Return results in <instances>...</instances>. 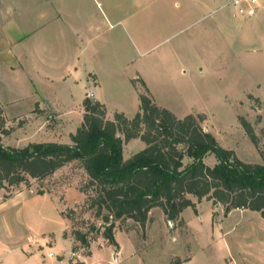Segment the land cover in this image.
Segmentation results:
<instances>
[{
  "label": "rangeland",
  "instance_id": "rangeland-1",
  "mask_svg": "<svg viewBox=\"0 0 264 264\" xmlns=\"http://www.w3.org/2000/svg\"><path fill=\"white\" fill-rule=\"evenodd\" d=\"M162 15L157 14L147 25V29L154 30L151 41L156 42L173 32L172 25H163L165 17ZM189 22L188 28L147 55H137L136 46L126 42L122 49L125 58L122 56L121 65L115 66L120 68L119 83L107 75L102 77L109 109L123 111L127 118H132L135 113L133 88L123 78L138 74L148 79L156 102L174 111L177 118L188 114L196 119L201 117V126L220 146L231 149L244 162L262 163L264 17L248 24L227 22L219 14L201 17L192 13ZM196 66L203 71L199 77L193 74ZM131 83L141 93L144 91V82L139 77ZM54 86L61 90L59 85ZM80 91H73V99H79ZM21 99L19 105H9L10 112L3 109L7 126L11 128L9 134L1 137L4 146L23 149L37 143L70 144L69 135L79 127L75 128V119L83 113L82 106L62 118L55 117L53 112L40 114L37 108L16 116L11 112L23 113L31 107V102ZM113 113L107 111V117L112 119ZM238 117L251 124L257 144L251 142ZM143 147L139 139H130L123 144V157L129 158ZM203 160L209 166L218 162L212 153ZM190 161L188 157L183 158L184 164ZM87 181L80 163L72 161L43 179L28 178L17 185H5L0 188V198L19 190L58 196L64 204V237L70 241V246L59 256L62 264H118L119 252L126 256L130 250L139 256L142 264H171L177 259L189 261L185 264H264V218L259 212L234 209L224 215L222 205L213 206L211 200H198L194 196L189 197L195 202L196 210L186 208L181 219L174 222L167 220L159 207L150 209L144 226L131 219L115 221L113 234L118 246L110 245L103 236L106 224L89 208L90 187L85 192L80 191ZM76 231L85 235L89 246H82L75 239ZM120 264L141 263L132 258Z\"/></svg>",
  "mask_w": 264,
  "mask_h": 264
},
{
  "label": "crops",
  "instance_id": "crops-1",
  "mask_svg": "<svg viewBox=\"0 0 264 264\" xmlns=\"http://www.w3.org/2000/svg\"><path fill=\"white\" fill-rule=\"evenodd\" d=\"M244 6L233 0H0V109L9 111V105H19L24 98L31 107L12 114L21 116L37 108L40 114L53 112L62 118L82 106L87 95L102 102L108 112H120L109 109L102 77L119 83L120 68L115 66L122 63L127 41L136 46L137 55H147L188 28L192 13L219 14L230 23L254 24L263 19L264 0L250 4L255 10L252 16L240 12ZM157 14L165 17L163 25L174 29L155 42L151 41L154 30L147 25ZM193 74L199 77L203 71L196 66ZM136 77L162 107L146 77L124 75L133 88L134 112L141 93L131 83ZM75 89L81 90L79 99H73ZM75 120L77 128L82 114ZM63 206L57 195L47 192L19 190L0 198V264H62L59 256L70 246L64 237ZM132 258L142 264L133 250L126 256L119 252L118 264Z\"/></svg>",
  "mask_w": 264,
  "mask_h": 264
},
{
  "label": "trees",
  "instance_id": "trees-1",
  "mask_svg": "<svg viewBox=\"0 0 264 264\" xmlns=\"http://www.w3.org/2000/svg\"><path fill=\"white\" fill-rule=\"evenodd\" d=\"M143 85L138 111L130 119L123 112H114L113 118H108L106 106L86 96L82 120L69 135L70 144L6 147L1 137L11 128L0 109V188L28 178L43 179L65 164L78 161L88 178L80 191L90 187L89 208L106 224L103 236L115 247V221L131 219L144 226L154 207L161 208L167 220H180L184 209L196 210L189 196L211 200L213 206L222 205L224 215L234 209H247L264 218V149L262 163L238 159L201 126V117L188 114L177 118L156 105ZM238 120L251 142L257 144L251 124L243 117ZM130 139H139L144 147L124 158L123 144ZM210 153L218 161L213 166L203 160ZM184 157L191 161L184 164ZM74 235L82 246H89L84 234L76 231ZM181 262L177 259L171 264Z\"/></svg>",
  "mask_w": 264,
  "mask_h": 264
},
{
  "label": "built area",
  "instance_id": "built-area-1",
  "mask_svg": "<svg viewBox=\"0 0 264 264\" xmlns=\"http://www.w3.org/2000/svg\"><path fill=\"white\" fill-rule=\"evenodd\" d=\"M234 4H245L246 6L240 8V12L244 13L246 16H252L255 13V10L253 7L250 6V4L254 3L255 0H233ZM76 264V263H72Z\"/></svg>",
  "mask_w": 264,
  "mask_h": 264
}]
</instances>
